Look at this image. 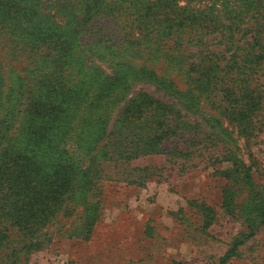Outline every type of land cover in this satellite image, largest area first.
<instances>
[{"label":"rangeland","instance_id":"1","mask_svg":"<svg viewBox=\"0 0 264 264\" xmlns=\"http://www.w3.org/2000/svg\"><path fill=\"white\" fill-rule=\"evenodd\" d=\"M17 1L36 17L52 15L51 30L60 40L50 55L35 49L27 61L0 41V161H32L36 180L50 178L61 162L81 177L102 168L99 189L68 192L36 228L40 247L26 264H218L240 238L246 240L227 264H264V32L244 25L232 40L220 31L201 35L177 53L135 33L131 14L153 0ZM231 1L233 8L239 4ZM211 2L176 0L196 9ZM21 19L9 20L8 28L22 27ZM210 56L220 66L229 62L232 77L241 70L259 98L249 126L207 99L198 73L188 72ZM52 70L55 75L43 81ZM149 74L173 84L180 103L174 91L157 90ZM147 95L166 105L176 135L163 137L162 153L126 165L104 162L106 136ZM11 230L16 239L19 233Z\"/></svg>","mask_w":264,"mask_h":264},{"label":"trees","instance_id":"2","mask_svg":"<svg viewBox=\"0 0 264 264\" xmlns=\"http://www.w3.org/2000/svg\"><path fill=\"white\" fill-rule=\"evenodd\" d=\"M236 1L239 4L237 3L234 8L231 3L234 4L235 1L212 0L210 5L203 9H196L188 5H178L176 0H153L141 4L139 9L131 14V19L133 25L136 24L135 33L143 41L158 46L160 50L177 49V53L185 51V48L182 49L184 44L200 41L198 37L201 35L206 36L220 31L223 34L228 33L232 40L233 33L245 31V28L256 35L263 33L264 0ZM93 9L95 10L94 6ZM228 9H230L228 17H224ZM28 10L31 8L22 7L20 1L0 0V41L11 54L18 52L14 57L24 61L33 58L35 49L43 51L49 49L46 55H50L53 42L60 40L55 39L54 31L51 30L52 15L36 17ZM93 14L95 13L88 12L90 16ZM13 18H22L23 26L18 29L8 28V22ZM96 30L108 37L114 35L111 32H104L99 27H96ZM125 34L127 36L128 32ZM191 34H194L193 38L190 37ZM185 35L187 38L183 39ZM252 39L253 42L257 41L256 37ZM34 43H37V48L33 46ZM219 61L215 56H210L205 61L190 64V67L196 70L188 72L198 73L200 87L203 88L207 99L212 97L210 100L218 102L220 109L229 111L234 114L236 121L248 123L249 126L251 122L249 119L254 111L251 107L259 98L252 97L254 91L250 89L247 79L240 78L241 70L237 76L232 77L229 62L225 66H220ZM141 73L144 74L143 71ZM50 75L54 76L55 71L52 70L43 76V81H48ZM147 78L157 85L159 91H174L173 100L180 103V92L173 84L159 81L153 74H149ZM59 86L62 89L61 84ZM170 113L166 105L148 95L133 102L120 115L106 136L104 162L126 165L140 155L162 153L163 137L170 138L176 135V129L171 126L174 119L169 117ZM37 115L33 114V117ZM9 157L6 156L0 161V252L8 249L11 252L2 256L4 260L0 257V262L26 264L30 252L40 247V236L34 232L36 228L48 222L49 215L56 212V208L60 207L64 195L68 192H75L81 187L87 189L95 186L99 189L97 182L102 178V168L86 170L81 177L71 164L61 162L58 170L50 178L36 180L38 172H35L32 161L26 158L9 160ZM135 171L141 174L146 173L147 169ZM126 179L124 178V181L130 184L137 183L136 180ZM10 228L11 231L16 229L19 233L17 236L14 234L16 239L8 234ZM245 240L246 238H240L235 241L219 259L218 264H227Z\"/></svg>","mask_w":264,"mask_h":264}]
</instances>
